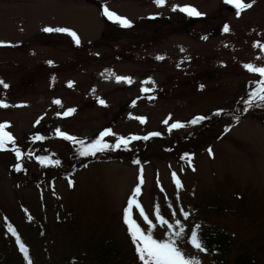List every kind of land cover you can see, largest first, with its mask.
<instances>
[{
    "label": "rangeland",
    "instance_id": "374dc122",
    "mask_svg": "<svg viewBox=\"0 0 264 264\" xmlns=\"http://www.w3.org/2000/svg\"><path fill=\"white\" fill-rule=\"evenodd\" d=\"M173 4L195 6L205 15L173 12ZM104 5L133 26L108 20ZM236 11L225 0H167L163 7L154 0H0V41L8 42L0 46V79L9 85H0V100L9 105L0 107V123L9 122L6 131L16 140L7 147L30 145L33 151L19 148L22 155L31 154L26 162L13 149L0 150V254L6 255L5 263L102 264L98 245L110 236L130 264H142L123 217L143 169L136 199L153 220L156 239L171 236L186 256L213 264L209 254L190 243L191 232L222 227L235 237L229 264L244 250L264 264V103H245L261 78L243 67L264 66V48L254 46L257 41L264 45V0L239 17ZM44 27L70 28L81 43L66 33H46ZM116 76L133 82H117ZM69 108L75 111L64 116ZM196 116L208 117L209 128L186 144L193 152L174 147L171 139L194 132L189 122ZM177 121L183 126L169 130ZM105 128L116 134L105 138L110 145L120 136L160 135L149 136L148 142L130 140L132 149L149 146L141 163L122 155L127 147L80 155L79 141L87 147ZM57 129L77 141L64 139ZM37 134L45 139L34 141ZM162 142L169 155L158 154ZM48 154L60 161L62 167L52 168L61 173L36 168L35 163L42 165L37 157ZM78 158L81 162L69 169ZM22 162L21 170L13 171ZM65 173L73 175L65 178ZM173 173L182 187L177 188ZM209 204L222 210H209ZM157 205L173 228L156 219ZM130 215L148 230L138 208L133 206ZM176 220L184 225L179 237L174 235L180 231ZM17 237L28 259L20 254Z\"/></svg>",
    "mask_w": 264,
    "mask_h": 264
},
{
    "label": "snow or ice",
    "instance_id": "6c2138e0",
    "mask_svg": "<svg viewBox=\"0 0 264 264\" xmlns=\"http://www.w3.org/2000/svg\"><path fill=\"white\" fill-rule=\"evenodd\" d=\"M226 3L233 4L237 11L236 15L239 17L241 15V12L250 9L256 2V0H250V2H245V0H225ZM154 3L157 5V7H163L167 3V0H154ZM171 10L173 12L179 11L181 13L186 14L189 17H202L205 15V13L200 12L195 6L192 5H180V4H173L171 6ZM103 15L107 17L108 20L114 21L118 23L121 27L124 28H130L133 26V22L128 19L127 17H123L118 15L115 11H112L108 8L107 5H104L103 7ZM159 15L154 14L150 19H155L156 16ZM46 33H66L68 34L75 44L79 45L81 43L80 38L78 34L73 31L70 28L67 27H44L42 29ZM223 31L225 33L230 31L229 25L225 24L223 25ZM204 39H207V37H203ZM8 42L5 41H0V46L6 45ZM256 47H262L264 48V45H261L259 41L256 42L254 45ZM183 51V49H182ZM164 57H157V59H163ZM49 64H52V61H48ZM245 69H247L250 72L257 73L259 74V79L257 81L258 87H256L249 95V99L245 101L246 104L251 106L252 102L254 100L260 101L264 103V66H256L253 63H246L243 65ZM107 71V70H106ZM115 79L117 82L120 81H126L127 83L131 84L132 78L131 77H126V76H116ZM151 78H149L150 80ZM154 83V81H153ZM73 82H69V87H71ZM0 85L3 86V88H8L9 85L5 83L2 79H0ZM201 88L204 86L201 85ZM143 91L147 92L148 89L144 88ZM54 103L60 104V100H55ZM99 103L101 105L105 104V101L103 99L99 100ZM135 103V102H133ZM0 107L7 108L9 105L6 103L4 100H0ZM75 109L69 108L67 109L66 112L63 113L64 116H67L74 112ZM247 111V109H245ZM216 114H219V110ZM60 115V113H58ZM142 123L145 122L144 117H138ZM208 119V117L205 116H196L194 117L189 123L195 125L200 123L203 120ZM40 123V119L36 121V124ZM164 123H168V121H164ZM182 123L177 121L173 124H171L170 129L174 128H180L182 127ZM9 127V122H3L0 123V150H5L7 148L8 143H11L13 145L16 144L15 137L12 135L11 132L6 131V128ZM58 135L62 136L66 140H71V141H77V138L74 136H71L65 132H61L59 129L56 130ZM116 134L112 131L110 128H105L103 131L99 133V135L91 141V143L85 147L84 141L80 140L79 143L81 147L84 149L80 152V155L82 156H87V155H95L96 152H102L107 148L110 147H115V148H120V147H127L130 140H137V139H145L147 140L149 136H159L160 133L158 132H153L150 133L149 136H144V137H139V136H131V137H124L120 136L115 145H110L105 141L106 137L109 136H115ZM32 139L35 140H44L45 137L42 135H34ZM16 157L19 159L22 155L21 150L19 147H16L14 149ZM209 152H211V149H209ZM187 156V154H185ZM37 159L41 162L44 163L45 160L47 159L46 157L39 156ZM50 163H55L59 164L60 161H49ZM135 163H139V161H134ZM16 170L20 171L21 166L16 165ZM173 178L175 180V184L177 188L182 187L181 181L179 178H177L176 173H173ZM140 183L137 184L132 197L128 201V206L124 210V222L128 226V231L131 235V239L133 243L135 244V251L138 254L139 260L142 262V264H201V261L196 258V257H190L186 256L185 253L181 250V248L177 245L176 241L170 236L168 239H156L154 237L152 228L155 227L153 224V220L149 219L148 215L145 214L144 208L139 204L137 201L136 197L137 194L141 192V184H143V169H141V175H140ZM135 206L136 208L139 209L140 215L143 217L144 221L147 222V225H149L148 230L146 231L144 228L140 226L139 223L136 222L135 219L132 218L130 215V211ZM171 207V206H170ZM183 215L185 218L188 217L189 213L186 211H183ZM173 215H175V211H173ZM155 217L157 220L160 221L161 224L167 225L169 229L173 228L172 224H169L167 220H165L164 216L160 214V208L159 205L156 206L155 208ZM176 225L180 226V231L176 232L174 235L176 237H179L183 232H184V225L181 223L180 220L175 221ZM200 226L197 225L196 228H199ZM13 235H16L15 229L10 228L9 229ZM17 242L20 245V250L24 253L25 258L28 259V250L24 243L20 242L19 237H17ZM190 243L196 248L199 249L200 251H207V247L204 245L202 238L198 235V232L193 230L191 232V237H190ZM28 264H32V261L28 259Z\"/></svg>",
    "mask_w": 264,
    "mask_h": 264
},
{
    "label": "trees",
    "instance_id": "16d2710c",
    "mask_svg": "<svg viewBox=\"0 0 264 264\" xmlns=\"http://www.w3.org/2000/svg\"><path fill=\"white\" fill-rule=\"evenodd\" d=\"M236 109H238V108L236 107ZM204 121H206V120H204ZM204 121H201L200 123L195 124V126H193V128L195 127L193 130L194 132L187 131L188 134L186 133L184 136H179L178 138H175V139L170 138L173 141V142L172 141L171 142L173 143L174 147H178L179 145L186 146V144H190V142L194 143L193 141H195V138H192V137L193 136L195 137L197 135L199 136L203 132V130H205L206 128H209V126H205V124L208 125V121H206V122H204ZM190 125H192V124L190 123ZM182 130H187V129L184 128ZM174 135H175V132L173 133V136ZM147 142H148V140H147ZM182 142H183V144H181ZM158 144H159V142H158ZM158 144L155 146H158ZM20 147H22V146H20ZM147 147H149V146L145 145L141 149H137V148L132 149V148L127 147L129 149L123 150L124 153H122V155H124V156L127 155L131 160H133V161L138 160L139 163H141L140 161H142L143 159L145 160V158L147 159L149 156V154L145 155L148 151ZM150 147H152V146H150ZM174 147L172 146L173 149H175ZM22 148L26 149L27 152H29V153H33L32 149L30 148V145H26V147H22ZM160 148H162V149H160V151L158 152L159 155L165 156V154H168V155L170 154L167 152L168 146L165 145V143L162 142V145ZM192 149L193 148H191V146L189 145V146H186L185 149H183V150L185 152L189 153L190 151L193 152ZM118 150H120V149H117L116 151H118ZM34 153L36 155L35 151H34ZM148 153H149V151H148ZM1 154H3V153H1ZM154 154H156L155 151H154ZM30 155L24 156L22 160L25 159L26 162H29L30 161L29 159L31 157ZM43 157H46L52 161H54L55 160L54 158H56V157L49 155V154H48V156L43 155ZM108 158L109 157H105L104 161L108 160ZM61 162H62V165H65V168H67V165H66L67 163L63 164V162H64L63 159L61 160ZM78 162L79 163L81 162V160L79 158L74 163H70V164L68 163L69 169L73 168V165L75 163H78ZM88 163H89V160L84 161L82 166H79L77 169L74 168V173L76 171L80 170L84 165H87ZM20 164H21L20 166H22L24 164V162H22ZM35 164H36L37 169H43L46 172L52 171V169H55L57 172L61 173L60 169L52 168V166H54V165L51 166L50 164L45 165V164L41 163L42 165L39 166L38 163H35ZM37 164H38V167H37ZM10 166H12V165H10ZM25 168L27 171H29V173L32 172L31 171L32 169H30V166H27V163H26ZM51 179L55 180V178L53 176ZM24 181H26V184L30 183V181H28L26 178L24 179ZM209 205L211 206V207L208 206V207H210L209 210H212V211L216 210V209L222 210V206L219 204H217V205L216 204H214V205L209 204ZM197 232H198V235L202 238L204 245L208 249L207 251H204V252H206L207 254H209L211 256V259L213 260V264H229L231 262L230 253H231V250L233 248L232 246L235 244V237L233 236V234L230 232L229 229H225L222 227H215L213 229H208V228L205 229L204 228L203 230L197 229ZM98 247L100 249L98 251V254L102 258V261H101L102 264H110V262H112L113 264H130V262L128 261V258H127V254L123 253V250H122L119 242L117 240H115L113 237L109 236L107 239L103 240L98 245ZM134 250H135V248H134ZM17 251H18V249L16 250V252ZM20 254L23 255V252L21 250H20ZM82 254L88 255L87 251H83ZM14 258L15 257L11 254L9 260L13 261ZM5 259H7L6 255L2 252L0 254V264H7L4 262ZM135 260H136V258H135ZM232 264H260V263H258L257 257H255L251 253H248L247 250H244V251H242V253L238 254V256L234 260V263H232Z\"/></svg>",
    "mask_w": 264,
    "mask_h": 264
}]
</instances>
